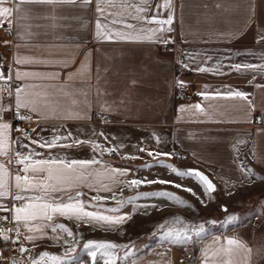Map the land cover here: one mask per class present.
<instances>
[{"label":"crops","instance_id":"1","mask_svg":"<svg viewBox=\"0 0 264 264\" xmlns=\"http://www.w3.org/2000/svg\"><path fill=\"white\" fill-rule=\"evenodd\" d=\"M131 2L147 8L144 14L149 17L154 14L158 4H163V0H148L147 4H140V0ZM170 5L168 9L161 7L158 16L159 19H166L169 14L173 16L172 31L163 33L165 40H172L168 44L158 40L98 38L95 27L98 19L101 23H107L111 30L133 34L140 27L152 28L157 25L141 24L127 13L124 14L126 22L136 25V29L111 24L109 21L112 17L101 18L97 13L95 0L91 4H84L83 0H63L55 4L24 3L20 5L21 12L18 14L14 11L9 18L11 25L6 22L0 28V40L3 43L11 42L10 50L0 46V66L5 76L9 74V67L13 69V77L17 68L21 72L60 74L59 79L54 81L16 80L15 87L32 83L66 85V91L74 93L72 98L81 102L80 107L90 117L84 120L56 116L42 119L22 110L24 116H32L31 120L22 121L24 131L31 139L50 138L53 128L59 129L61 134L71 131L75 138L91 139L105 148L115 146L118 149L113 154L105 153L100 159L113 168L130 170L127 176L118 177L119 180L159 178L192 188L197 194L194 196L181 188L159 183L132 189L105 180L104 183L112 188L111 192L78 187L71 194L82 192L85 201L93 196L109 197L100 201L105 208L118 207V200L135 197L137 192L159 190L175 193L188 203L140 197L135 203L163 205V208H150L147 211L140 208L134 212L133 205L127 204L118 213H105L128 214L130 217L114 228L102 224L89 226L75 219L55 216L51 223L65 224L74 233L75 240L62 233L63 239L56 241L51 238L56 234L45 229L47 237L36 240L35 246L25 237L41 233H29L27 228L19 225L20 241L28 252L22 254L17 249L9 259L0 249V264H13V261L16 264H31L33 259L39 264H51L47 258L39 261V254L48 251L62 256L73 243L77 251L72 255L78 256L83 264H90V258L82 247L88 240L126 245L114 250L121 257L117 264H202L205 247L211 246L208 260L212 261L214 250L225 243L227 237L237 238L251 249L250 254L244 250L236 252L232 256L234 264H264V217L260 222L254 220L255 215L264 216V198L245 202L248 196L264 192V75L238 73L227 67L237 63H264V40L257 43L260 37H264V0H170ZM4 6L15 8L16 4L14 0H6ZM8 26L11 29L9 32L6 29ZM19 57L34 58L45 63L17 65L14 59ZM175 57L188 66L178 77V81L184 82L188 96L173 97L172 66ZM208 57L212 59L207 60ZM218 62L222 66L217 68ZM82 65H86V70H81ZM202 66L214 70L195 71ZM235 90L249 94L248 100L255 106V111L250 109L247 101L226 95ZM54 97L61 101L65 109L73 107L70 98L65 97L62 91L56 90ZM197 104L200 105L199 109L194 107ZM105 107L110 110L104 111ZM102 112L109 114L107 123L97 118ZM256 112L262 116L259 123L254 122ZM8 113L3 114V120L10 123ZM94 132H103L107 141L103 137L93 136ZM154 135L159 137V143ZM17 141L19 143H15ZM28 142L23 133L11 127L9 152H27L28 149L20 148L19 144ZM68 142L71 141L63 143ZM175 144L180 145L185 153V161L179 164L173 157L170 160L163 158L166 163L179 169H198L205 173L216 186L213 193L205 196L201 186L193 179L179 177L166 167H140L145 162L150 163L153 158L147 152L139 151V148L171 153ZM32 148L43 153L44 157L49 153L68 159H90L96 155L87 144L51 150L36 145H32ZM129 155L138 156L139 159L124 158ZM0 162L9 169L5 180L15 194L14 176L17 172L24 175L20 171L22 165L14 163L11 168L9 158L4 156H0ZM241 164L253 172L245 173ZM113 193L115 199L110 198ZM198 197L204 202L201 203ZM217 197L221 205L217 203ZM19 203L11 197L0 199V204L8 209ZM221 206H227V214ZM238 207L240 209L237 210ZM229 214H236L239 218L227 223ZM202 215L211 217L204 218ZM0 216L8 217V220H0V234L7 235L12 213L0 210ZM175 217H181L190 226L211 220L217 223H205L206 232L202 238L173 244L162 239L163 230L158 226L166 219L172 225ZM219 229H223L225 234H218ZM157 230L156 239L148 245L129 244ZM217 237L220 239L214 244ZM65 239L67 244L64 243ZM125 252L130 255L125 257Z\"/></svg>","mask_w":264,"mask_h":264},{"label":"snow or ice","instance_id":"2","mask_svg":"<svg viewBox=\"0 0 264 264\" xmlns=\"http://www.w3.org/2000/svg\"><path fill=\"white\" fill-rule=\"evenodd\" d=\"M63 2V0H14L16 7L4 6L6 0H0V28L4 26V23L11 25L12 21L9 19L13 12L18 14L21 12L20 5L24 3H39V4H55ZM93 0H83L84 4H91ZM96 11L99 13L101 18L107 19L112 17L109 21L111 24H123L127 29H136V25L126 22L124 14L127 13L131 19L139 21L141 24H154L157 27L147 28L140 27L136 29L135 34L122 31H114L109 29L107 23H101V20L96 21V36L102 39H112L113 37L119 39H132V40H158L164 44L171 43V38L165 40L163 38L164 32H170L171 24L173 23V16L169 14L166 19H159L160 8L168 9L171 7L170 0H163L162 5H157L154 14L149 17L144 13L147 12V8L141 7L137 4H133L131 0H95ZM148 0H140V4H147ZM118 9L117 11H109L108 9ZM136 14L133 15L132 13ZM168 27L165 28L164 26ZM159 34V35H158ZM264 40V37H260L257 43ZM8 42L5 41V44ZM212 57H208L207 60H211ZM207 60L205 63H207ZM14 63L17 65L24 64H34V63H45V61H39L34 58L29 57H19L14 59ZM222 65L217 64V68ZM187 68V65H184ZM231 70L236 72H254L258 75H264V63L252 64H229ZM81 70H86V65H82ZM214 69L207 67H200L195 69L197 72H210ZM13 69L9 67V74L4 75L2 66H0V84L3 85L0 88V156L8 157L9 152V131L11 129V124L3 120V114L7 111H11L13 115L20 120H31L32 116L21 115L22 110H27L29 113H34L42 119H48L51 116H56L64 119H77L84 120L89 119L86 110L80 107V101L72 98L74 93L66 91V85H56L52 83H32V84H21L14 88L10 86V82L15 78V80H27L32 79L34 81H54L59 79V73H41V72H21L18 68L15 70V76L12 75ZM255 78V76L253 77ZM179 86H183V81H177ZM207 87V86H205ZM56 90L62 91L64 96L70 98V103L72 108L65 109L61 101L54 97ZM7 92L8 98L11 99L14 96V104L3 103V92ZM202 96H206L207 93H200ZM228 97H239L247 101L250 109L255 111V106L250 100H248V93L235 90L226 93ZM86 108V101L84 102ZM194 107L200 108L197 104ZM74 109V110H73ZM110 108L105 107L104 111H109ZM107 123V120L103 121ZM21 131L25 138L28 139L27 144H19L20 148L28 149L27 152L14 151L15 164L22 165L20 171L24 173L21 175L17 172L14 176V187L16 189L15 194L10 191V186L5 180V176L8 175L9 169L7 166L0 162V199L11 197L15 201H19V205L13 204L11 209L6 208L4 205L0 204V210L10 211L12 213V222L16 225H23V227L28 229L29 233L39 232L41 235L29 234L25 239L29 242H33L35 246V241L38 239H44L47 237L45 229H50L53 234L51 238L59 241L63 239L62 233H66L68 237H74V233L63 223H51L55 216L64 217L67 219H75L78 222H84L86 225L97 224L104 225L109 228H114L125 220L130 219L128 214L123 215H109L105 213H118L121 208L127 204L133 205L134 212L140 208L147 211L150 208H155L161 210L163 205L156 204H137L135 200L140 197H155L164 198L172 203L187 204L183 198L179 197L175 193L159 190L154 192H137L135 197H128L122 200H118V207L105 208L100 201L106 200L109 197L93 196L90 197L88 201L82 199L84 193L76 191L75 195L71 192L81 186H86L89 190L95 191H106L111 192L112 188L109 187L105 180L110 181L113 185L119 183L123 184L127 188L138 189L141 186H146L150 184H169L173 187L181 188L187 191L191 195H197L195 190L186 187L181 184H176L174 181L155 179L149 180L147 177L143 179H132L131 181L119 180L118 177L127 176L129 174V169H117L109 166L106 162L102 161V157L105 153L113 154L118 149L114 147L105 148L103 145L95 142L94 140H82L73 137L71 131H67L61 134L60 130L53 128L52 136L50 138L44 139H31L30 135L22 129H17ZM32 131H36L32 129ZM93 136L103 137L107 141V137L103 132H94ZM154 139L157 143L160 142L159 137L154 135ZM66 141H71L68 143H63ZM15 143H19L18 141ZM243 143V141H241ZM87 144L95 153L90 159H68L66 157L52 156L50 153L47 157H44L43 153L37 152L32 145H36L39 148H46L51 150L55 147L73 148L79 147L80 145ZM119 147H123L120 145ZM141 152H147V155L152 157V161L145 162L140 167L141 168H151V167H166L170 172L185 178H191L196 183H198L205 196L210 195L216 190L215 184L211 179L198 169H179L176 166L166 163L168 160L172 159V153H161L148 151L147 149L141 147L139 148ZM36 157H42L37 159ZM125 159H139L138 156H125ZM9 163H13L9 160ZM95 166H99L98 168ZM241 169L245 173H251L253 170L251 168H244L243 164L240 165ZM264 179V178H262ZM115 199V193L110 197ZM200 198V197H198ZM201 203H203V199ZM222 210L227 214V206H221ZM87 208H94V211L86 210ZM239 217L236 214L227 215V223H232L236 221ZM0 220H8L7 216H0ZM205 223L215 224L217 221L211 220ZM205 223H200L195 226H190L184 223L181 217H175L172 225H169L166 219L164 223L160 224L158 227L162 229V239L169 241L173 244H182L184 242L193 241L194 238H202L206 232ZM176 225H180L177 227ZM16 236L15 239H11L8 235L0 234V241L12 242L20 244L19 251L23 254L28 252V249L24 246L23 242L20 241V228L16 227L14 229ZM219 237L213 242L214 244L219 241ZM64 243H68L65 239ZM83 250L86 252L87 256L90 258V264H117V261L121 259L115 249L122 247H127L126 245H120L110 241H95L88 240L83 244ZM211 246L205 247L204 259L202 264H234L232 256L239 250H244L246 253H251V249L248 248L242 241L234 237L225 238V243L220 244L213 252V260H208V252ZM77 251L75 244L70 245L64 254L56 255L51 254L48 251H43L39 254V261H44L47 258L51 264H83L78 256L72 255ZM129 252H125V257L129 256ZM2 256V253H0ZM13 264H16L13 261ZM31 264H39L35 259L31 261Z\"/></svg>","mask_w":264,"mask_h":264},{"label":"built area","instance_id":"3","mask_svg":"<svg viewBox=\"0 0 264 264\" xmlns=\"http://www.w3.org/2000/svg\"><path fill=\"white\" fill-rule=\"evenodd\" d=\"M6 29H7L8 32L11 30L9 26ZM0 46H3L5 49L10 50L11 49V42H8L7 44H5V43H3L0 40ZM184 65L185 64L182 63L180 60H178L176 57L174 58L173 66H172V75H173V91H172V94H173V97L188 96V93H187V90H186L185 86L184 85L183 86H179L178 83H177L179 75L182 74L186 70ZM16 82L17 81L15 80V78H13V80L10 82V86H11V88L13 90H14ZM2 87H3V85L0 84V88H2ZM3 103L5 105L14 104L13 98L9 99L8 98V94H7L6 91L3 92ZM8 112L9 113H8L7 119L10 121L12 129L17 131V132H21V131H18L17 129L24 130V127H23V124H22L23 120H20V119L16 118L11 111H8ZM20 114L23 115L22 112ZM97 118L100 121L108 120L109 119V114L107 112H102V113L98 114ZM261 121H262L261 113L260 112H256L255 116H254V122L255 123H259ZM170 152L173 154V159H174V161L176 163H179V164L184 163V161H185V153L183 152V150L180 147V145H176V144L173 145L171 150H170ZM13 153H14L13 151H10L9 154H8L9 160L13 161V163H9V166L11 168L14 167V163H15V156H14ZM254 219L256 221L260 222L263 219V215H255ZM16 227H19V225H16L12 221L9 222L7 235L11 239H15L16 233H15L14 229ZM217 233L220 234V235H224L225 231L223 229H219V230H217ZM19 248H20V244L12 243L10 241L9 242H3L2 241L1 244H0L1 251L6 253L8 255L9 259L11 258V255L13 254V252L15 250H17V249L19 250ZM184 257L186 258L187 255H184Z\"/></svg>","mask_w":264,"mask_h":264},{"label":"rangeland","instance_id":"4","mask_svg":"<svg viewBox=\"0 0 264 264\" xmlns=\"http://www.w3.org/2000/svg\"><path fill=\"white\" fill-rule=\"evenodd\" d=\"M204 218H210L211 216L210 215H202ZM264 217V216H263ZM255 220V219H254ZM205 222V221H204ZM258 222V221H256ZM156 232V235L154 236L153 239H150L149 236H151L153 233ZM153 232L151 235L149 236H146V237H140V238H136L134 240H132L129 244H134V243H137V244H140V245H148L149 243L153 242L155 239H156V236L158 234V230Z\"/></svg>","mask_w":264,"mask_h":264},{"label":"trees","instance_id":"5","mask_svg":"<svg viewBox=\"0 0 264 264\" xmlns=\"http://www.w3.org/2000/svg\"><path fill=\"white\" fill-rule=\"evenodd\" d=\"M264 198V192L259 193L257 196H248L245 200V202L250 203L253 200L260 201ZM217 203L221 205V201L217 197ZM240 209V207L237 208V210ZM156 235V232L153 233L151 236H149L150 239H153Z\"/></svg>","mask_w":264,"mask_h":264},{"label":"water","instance_id":"6","mask_svg":"<svg viewBox=\"0 0 264 264\" xmlns=\"http://www.w3.org/2000/svg\"><path fill=\"white\" fill-rule=\"evenodd\" d=\"M203 173V172H202ZM205 174V173H204ZM206 175V174H205Z\"/></svg>","mask_w":264,"mask_h":264}]
</instances>
